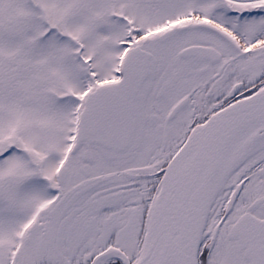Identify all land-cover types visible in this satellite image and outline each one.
I'll list each match as a JSON object with an SVG mask.
<instances>
[{"label": "snow or ice", "instance_id": "1", "mask_svg": "<svg viewBox=\"0 0 264 264\" xmlns=\"http://www.w3.org/2000/svg\"><path fill=\"white\" fill-rule=\"evenodd\" d=\"M0 264H264V0H0Z\"/></svg>", "mask_w": 264, "mask_h": 264}]
</instances>
